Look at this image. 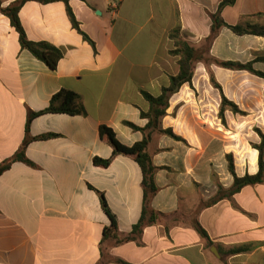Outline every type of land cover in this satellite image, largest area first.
Segmentation results:
<instances>
[{
	"label": "crops",
	"instance_id": "0c3cea01",
	"mask_svg": "<svg viewBox=\"0 0 264 264\" xmlns=\"http://www.w3.org/2000/svg\"><path fill=\"white\" fill-rule=\"evenodd\" d=\"M1 1L4 7L15 0ZM219 3L70 0L68 6L92 46L73 28L64 3L28 2L19 11L20 25L28 41L61 52L53 70L21 48L18 33L0 14V163L21 146L29 113L45 110L58 92L74 93L84 110L76 116L44 114L32 119L30 137H57L26 147L25 157L33 166L15 162L0 175V264H117L116 259L128 264H264V182L195 214L201 202L216 197L219 187L232 186L227 155H232L238 177L258 171L257 151L250 154L247 140L236 132L238 115L226 111L225 124L219 119L220 95L209 85L203 64H195L191 85H183L170 98L161 120L162 129H171L184 142L151 135L148 152L159 169L150 208L161 214L157 224L143 229L139 245L103 240L110 222L97 192L117 218L122 238L140 218L143 189L140 168L127 157H115L107 168L93 165V158L112 154L99 128H110L125 146L143 139V133L125 123L144 128L148 120L141 113L149 104L143 93L159 96L178 73L177 58L169 54L170 32L179 24L183 40L201 48ZM220 15L229 25H237V20L263 25L264 0H237ZM233 35L221 28L209 55L243 64L264 56V38ZM253 68L264 72V63L254 62ZM211 69L224 96L240 110L237 96L245 104L257 96L264 99L263 79L215 65ZM209 93L219 104H208ZM256 111L259 118L264 115V107ZM242 124L248 131L252 128ZM258 124L254 127L261 130ZM252 135L248 140L258 144V134ZM194 220L208 240L195 231ZM236 248L247 251L230 254Z\"/></svg>",
	"mask_w": 264,
	"mask_h": 264
},
{
	"label": "trees",
	"instance_id": "16d2710c",
	"mask_svg": "<svg viewBox=\"0 0 264 264\" xmlns=\"http://www.w3.org/2000/svg\"><path fill=\"white\" fill-rule=\"evenodd\" d=\"M69 1L70 0H15L9 5L3 7L2 1L0 0V14L9 19L11 26L18 33L21 48L27 50L29 53H31V55L45 63L52 70L56 68L57 63L61 59V52L50 44L44 42L36 43L28 41L20 25L19 11L23 7V5L28 2H35L39 4L62 2L67 6V14L73 28L83 36L84 40L94 46L93 42L79 29V25L68 6ZM236 1L237 0H220L217 12L211 15L210 34L206 38L204 45L199 49L190 46L183 40L180 34L179 24H177V26L170 32L169 37L172 41L173 48L171 49L169 54L172 57L177 58V65L179 68L178 73L175 76L170 77L169 86L162 88L159 96L153 97L145 92L143 93L144 99L149 104V110L146 113H141V117L148 120L144 128H139L131 123H125V125L131 130L143 133V139L140 142H137L132 146L122 145L116 139L114 132L110 128L100 126L99 137L101 141L107 143V145L112 149V154L107 159H101L97 157L93 158V165L99 168H107L115 157H127L133 160L139 166L142 174L141 184L143 189V202L140 218L138 222L132 227L131 232L122 238H119L118 236L117 218L108 208L104 196L101 193L97 192L102 210L107 215L110 222L109 226L103 229V240L111 239L115 242L116 245L130 242H134L139 245V240L142 235L143 229L147 226L157 224V220L161 214L154 212L150 208V200L158 191L155 183V174L159 168L153 165L151 155L148 152V146L151 140V135L153 133L166 135L175 141L184 142V140L181 137L175 135L171 129H162L161 120L166 115L170 98L175 93H177L183 85H191L195 64L197 62L201 61L206 66L213 64L217 67L231 71H246L264 80V72L257 71L253 68L254 62L264 63V56H259L253 62L244 64L239 62L220 61L217 59L208 58V51L211 42L218 35V32L221 28L228 29L236 36H255L264 38V24L261 25L248 20L237 25H229L224 22L220 15L222 9H224L225 7H232L233 5H235ZM209 80L214 88L220 90V87L216 83L212 73H210L209 75ZM226 111H229L234 115H245V113L242 112L235 103L229 101L221 93L218 116L222 124H225L224 114ZM83 113L84 110L78 102V97L74 93L64 90L58 92L51 98L49 105L45 110L37 113H29L25 128V138L14 155L11 158L0 163V175L4 171L8 170L10 166L15 162H21L33 166V164L25 157L26 147L33 141H44L57 137V135L55 134H44L34 138L30 137L28 135V126L32 119L44 114H65L69 116H76ZM255 132L260 138V142L258 144L252 145L258 153L257 173L254 175L246 174L242 177H238L235 173L233 157L232 155H227L226 160L228 172L233 178L232 186L227 190H223L221 187H219L215 198L200 203L195 212L196 215L201 210L214 205L219 200L230 199L233 195L240 192L244 187L261 184L264 182V134L258 129H256ZM193 227L201 237L208 240L207 233L199 225L197 220H194ZM245 251H247L246 248H236L230 250V254H237ZM114 262L117 264H128L119 259L114 260Z\"/></svg>",
	"mask_w": 264,
	"mask_h": 264
},
{
	"label": "rangeland",
	"instance_id": "374dc122",
	"mask_svg": "<svg viewBox=\"0 0 264 264\" xmlns=\"http://www.w3.org/2000/svg\"><path fill=\"white\" fill-rule=\"evenodd\" d=\"M236 15V14H235ZM235 15H234V18H235ZM257 21V20H256ZM239 22V23H238ZM237 23L238 24H241V23H244V21H241V20H237ZM234 36V35H233ZM208 58H212L210 55H209V51H208ZM197 65L198 64H203V65H205L204 63H202L201 61H199V62H197L196 63ZM213 67V64H211V65H209V66H206L205 65V68H206V72H207V75H208V77H209V75H210V73H212V68ZM212 75L214 76V74L212 73ZM238 76V75H237ZM214 78H215V76H214ZM215 81H217L216 80V78H215ZM239 81V80H238ZM243 81L241 80V81H239L238 82V84H241ZM256 83H258L257 81H255ZM218 85H219V87H220V90L219 89H216V88H214L212 85H211V83H210V81H209V85L211 86V88L213 89V90H216L218 93H219V95H221V93L223 94V92H224V89H223V87H221V85L218 83V81L216 82ZM237 84V85H238ZM192 88V87H191ZM199 88L200 89H203L202 88V86L200 85L199 86ZM255 88H258V86L257 85H255ZM207 89V88H206ZM192 90H195V89H192ZM224 95V94H223ZM209 98H207V99H209L208 100V104L209 105H211V107H213V106H215V102L217 103V104H219L217 101H218V99H217V97H215V96H212L210 93H209ZM229 100V99H228ZM236 100L238 101V103L240 102L239 100H241L242 101V104L241 103H239V106H240V108H241V110L243 109V108H245V115L244 116H241V115H238V116H236L235 117V126H236V132L237 133H239V137L241 138V137H244L247 141H245V140H243L244 141V143H245V148H247V149H251L250 150V154H253L252 153V150L254 149L253 148V143H252V140L250 141V140H248V139H252V134L255 132V130H256V128L254 127L255 125L258 127L259 126V124H258V122H260V123H262V125L260 124V126L261 127H259L261 130V132L264 134V115H262L261 116V118H259V113L256 111V110H261V108L262 107H264V99H262V100H260V97L259 96H257L256 97V101L255 102H253V103H249L248 102V104H245L246 103V101L245 100H243L242 99V97H240V96H237L236 97ZM259 103H260V105H259ZM241 106H243V107H241ZM258 107L259 109H257V108H255V107ZM243 112V111H242ZM233 120V119H232ZM244 122H246L247 124H251L252 125V128L250 129V131H248V129L247 128H244V124H242V123H244ZM248 122H250V123H248ZM233 126V125H232ZM247 126H250V125H247ZM211 131H213V129L212 128H209ZM248 132H251V134L250 135H248L247 137H245V136H243V134L245 133V134H247ZM256 133V132H255ZM238 151V150H237Z\"/></svg>",
	"mask_w": 264,
	"mask_h": 264
}]
</instances>
